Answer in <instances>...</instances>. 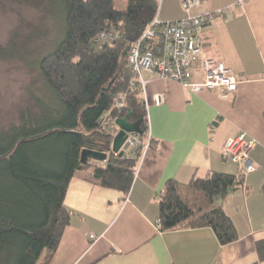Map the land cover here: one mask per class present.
I'll list each match as a JSON object with an SVG mask.
<instances>
[{
	"label": "trees",
	"instance_id": "1",
	"mask_svg": "<svg viewBox=\"0 0 264 264\" xmlns=\"http://www.w3.org/2000/svg\"><path fill=\"white\" fill-rule=\"evenodd\" d=\"M159 11L160 0H128L125 10L117 9L116 0H60L64 29L36 59L41 85L32 93L35 108L0 130V264L52 262L71 224L67 192L83 167H92L90 178L103 188L129 195L148 122L124 52L141 40ZM122 94L126 106L118 109ZM129 113L130 122L143 120L142 135H136L141 144L120 156L112 151L115 123ZM85 149L108 159L83 165ZM243 184V175L217 172L187 184L169 181L161 193L160 231L208 227L221 246L235 243L237 230L218 202ZM257 252L264 261V240Z\"/></svg>",
	"mask_w": 264,
	"mask_h": 264
},
{
	"label": "crops",
	"instance_id": "2",
	"mask_svg": "<svg viewBox=\"0 0 264 264\" xmlns=\"http://www.w3.org/2000/svg\"><path fill=\"white\" fill-rule=\"evenodd\" d=\"M162 1L163 22L215 14L202 32L203 54L232 71L237 90L191 93L144 73L152 145L140 159L133 187L126 196L93 181L92 167L79 170L65 199L71 224L50 264H264L257 252L264 240V0H201L189 13L181 0ZM192 77L204 80L199 62ZM243 133L256 140L250 174L222 155L226 143ZM214 172L244 177L240 188L218 202L238 241L221 246L208 227L161 232L165 185Z\"/></svg>",
	"mask_w": 264,
	"mask_h": 264
},
{
	"label": "built area",
	"instance_id": "3",
	"mask_svg": "<svg viewBox=\"0 0 264 264\" xmlns=\"http://www.w3.org/2000/svg\"><path fill=\"white\" fill-rule=\"evenodd\" d=\"M185 12L201 6V0H181ZM222 14V12H219ZM215 18L214 13L202 16L188 15L185 19L173 22H163L157 17L153 24L146 30L141 40L128 51V59L133 79L131 86L140 85L142 96H145L146 83L144 73H154L162 80H169L179 83L191 93L202 91L235 92L238 87V80L232 71L220 61L206 57L203 54L202 32ZM105 38V35L102 36ZM201 64L204 74L202 83L193 81V70L197 63ZM126 96L120 95L116 101V107L123 109L126 106ZM156 104L161 103L160 96H157ZM146 108V120L148 122V140L144 145L142 156L150 148V126L149 106L147 99L142 98ZM140 140L135 135H129L122 150L124 154H130L140 146ZM256 145V140L243 133L238 137L229 140L223 148L222 155L244 166L243 174H250L255 171L250 160L251 151ZM157 228L161 226L157 222ZM92 239H96L92 236Z\"/></svg>",
	"mask_w": 264,
	"mask_h": 264
},
{
	"label": "rangeland",
	"instance_id": "4",
	"mask_svg": "<svg viewBox=\"0 0 264 264\" xmlns=\"http://www.w3.org/2000/svg\"><path fill=\"white\" fill-rule=\"evenodd\" d=\"M127 1L116 0L117 9L125 10ZM59 9L60 0H0V130L35 108L32 93L41 85L35 63L63 33Z\"/></svg>",
	"mask_w": 264,
	"mask_h": 264
},
{
	"label": "water",
	"instance_id": "5",
	"mask_svg": "<svg viewBox=\"0 0 264 264\" xmlns=\"http://www.w3.org/2000/svg\"><path fill=\"white\" fill-rule=\"evenodd\" d=\"M128 49L124 52V56H127ZM140 120L136 123L130 122V113L123 119L116 121L117 133L113 135V147L112 151L116 154L122 156L124 154L122 148L125 145L129 135H142ZM89 159H94L96 161H107L108 155L101 152H96L92 150L85 149L81 155V163L83 165L88 163Z\"/></svg>",
	"mask_w": 264,
	"mask_h": 264
},
{
	"label": "bare ground",
	"instance_id": "6",
	"mask_svg": "<svg viewBox=\"0 0 264 264\" xmlns=\"http://www.w3.org/2000/svg\"><path fill=\"white\" fill-rule=\"evenodd\" d=\"M135 123H136V122H135ZM142 123H143V122H142ZM142 123H141V124H142ZM135 136H136V135H135Z\"/></svg>",
	"mask_w": 264,
	"mask_h": 264
}]
</instances>
